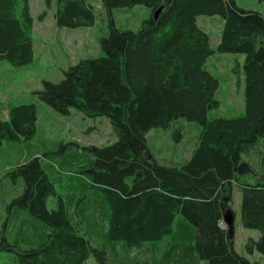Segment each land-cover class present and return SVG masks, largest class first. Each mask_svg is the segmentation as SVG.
I'll return each instance as SVG.
<instances>
[{"label": "trees", "instance_id": "1", "mask_svg": "<svg viewBox=\"0 0 264 264\" xmlns=\"http://www.w3.org/2000/svg\"><path fill=\"white\" fill-rule=\"evenodd\" d=\"M44 2L55 7L57 29L97 21L88 0ZM100 7L107 21L103 56L79 59L60 82L44 81L33 94L63 116L75 109L107 118L115 140L59 144L9 169L21 192L9 203L0 198L7 212L0 252L13 253L14 264H84L90 256L97 264H260L234 251L220 223L234 185L241 226L259 232L248 247L264 261V154L250 159L264 140V18L234 0H100ZM133 7L149 13L139 28L117 26L113 11ZM200 16L222 20L216 52L244 56L242 116L207 119L219 106V81L207 69L214 51ZM32 34L29 0H0V61L31 65ZM179 119L201 126L187 160L166 165L148 158L147 134ZM36 122L35 103L9 106L0 146L30 142ZM241 162L254 173L237 174ZM163 239L160 261L143 259Z\"/></svg>", "mask_w": 264, "mask_h": 264}, {"label": "rangeland", "instance_id": "2", "mask_svg": "<svg viewBox=\"0 0 264 264\" xmlns=\"http://www.w3.org/2000/svg\"><path fill=\"white\" fill-rule=\"evenodd\" d=\"M234 1L238 7L258 12L264 18V1ZM88 2L95 7L97 21L90 28L70 30L55 27L54 6L47 7L44 0H29L35 43L33 63L27 67L13 68L5 61H0V121L6 119L9 106L30 102L37 106L36 134L33 139L28 143L3 142L0 146V198H4L6 203L21 192V187L17 186L21 179L7 173L17 163L26 160L30 154L54 152L57 150L56 146L64 143H75L82 147L109 144L115 140L107 118H87L75 109H70L68 115L63 116L41 103L33 94L42 88L44 81L60 82L63 78L62 72L76 64L79 59L103 56L99 40L107 33V21L100 7V0ZM148 15L146 9L139 7L113 11L117 26L127 27L133 31L139 28L140 22ZM197 24L208 35L210 47L214 51L207 60V69L219 81L214 96L219 106L207 113V119L242 116L244 56L216 52L222 28L219 16H200L197 18ZM200 129L201 126L197 123L179 119L167 129L150 131L147 138L152 147L161 150V156L178 161L189 156L194 150ZM253 151L250 159L256 158L257 151L264 154V140L259 142ZM229 201V209L235 216L232 238L234 251L250 261L264 264L260 255L248 247L250 241L258 239L259 232L241 226L240 193L234 185L230 189ZM49 206L54 207L52 201L49 202ZM6 217L7 212L0 204V226ZM221 226L226 228L223 223ZM164 242L166 243L165 239L160 241ZM13 256L11 252H0V264H14ZM84 264L97 263L93 256H90Z\"/></svg>", "mask_w": 264, "mask_h": 264}, {"label": "crops", "instance_id": "3", "mask_svg": "<svg viewBox=\"0 0 264 264\" xmlns=\"http://www.w3.org/2000/svg\"><path fill=\"white\" fill-rule=\"evenodd\" d=\"M32 38H33V35H32ZM34 46H35V43H34V38H33V49H34ZM40 46H43V44H40ZM34 56H35V53H34ZM149 134H150V132L147 134V136ZM146 144H147V157L148 158H150V157L156 158L157 160H160V162H162V163H164L166 165H176L178 163L184 162L189 157V156H186L185 158L180 159L178 161L176 159H174V158L167 159L164 156H161L162 155L161 154V150L155 149L154 147H152L150 145L151 143H150V140L148 138H147V143ZM105 145H108V144H101V145H97V146L98 147H102V146H105ZM87 146H89V145H87ZM220 226H221V223H220ZM165 245H166L165 242L164 243H159L157 245V248H156L155 252L152 255H150L148 253L144 254L143 255V257H144L143 259H146L147 262H151L153 260H156V262L160 261V259L162 258L163 254H164V251H165Z\"/></svg>", "mask_w": 264, "mask_h": 264}, {"label": "water", "instance_id": "4", "mask_svg": "<svg viewBox=\"0 0 264 264\" xmlns=\"http://www.w3.org/2000/svg\"><path fill=\"white\" fill-rule=\"evenodd\" d=\"M163 6H161L154 14V19L157 18L158 14L161 12ZM254 171L253 169L250 168V166L245 163V162H241L239 163L238 167H237V174L239 175H247V174H253ZM234 213L232 212L231 209L227 208L224 210L223 214H222V223L226 226V230H227V236L228 239H232L233 238V232H234Z\"/></svg>", "mask_w": 264, "mask_h": 264}]
</instances>
